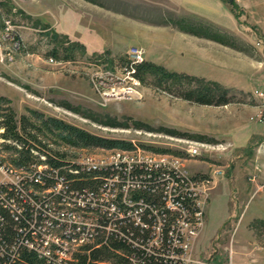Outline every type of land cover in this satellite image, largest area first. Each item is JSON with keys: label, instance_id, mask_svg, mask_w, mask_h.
<instances>
[{"label": "rangeland", "instance_id": "374dc122", "mask_svg": "<svg viewBox=\"0 0 264 264\" xmlns=\"http://www.w3.org/2000/svg\"><path fill=\"white\" fill-rule=\"evenodd\" d=\"M132 45L142 48V62L219 82L229 102L184 98L196 82L158 85L153 75L124 72ZM256 88H264V0H0V96L18 120H30L27 132L39 139L33 148L70 160L126 149L70 145L41 128L36 112L130 142L127 149L184 158L183 167L206 178L199 183L203 222L191 238L195 264H264V121ZM0 144L1 183L17 177L7 166L20 152ZM192 146L200 153L190 155Z\"/></svg>", "mask_w": 264, "mask_h": 264}, {"label": "built area", "instance_id": "2783aa9c", "mask_svg": "<svg viewBox=\"0 0 264 264\" xmlns=\"http://www.w3.org/2000/svg\"><path fill=\"white\" fill-rule=\"evenodd\" d=\"M5 25L13 27L12 20L6 19ZM143 59L142 48L132 45L122 69L135 77V65ZM254 96L258 117L264 121V88H256ZM136 149H121L110 158L69 160L59 167L37 152L27 168L8 162L7 170L18 175L0 183V205L28 221L20 227L22 243L51 264H72L81 248L110 245L113 240L128 246L115 249L124 257L123 264H195L191 238L203 222L199 183L206 178L189 172L178 155ZM186 150L200 153L198 147ZM62 168L78 177L67 179ZM86 178L92 186L70 187L73 180ZM48 180L53 183L46 185ZM28 181H38L42 188L30 184L26 190Z\"/></svg>", "mask_w": 264, "mask_h": 264}, {"label": "trees", "instance_id": "16d2710c", "mask_svg": "<svg viewBox=\"0 0 264 264\" xmlns=\"http://www.w3.org/2000/svg\"><path fill=\"white\" fill-rule=\"evenodd\" d=\"M181 29L190 32L193 31L184 26H181ZM53 33L57 35L55 30ZM66 49H68V46H66ZM53 54H57V51L54 50ZM148 74L155 76L158 85L166 81L172 82L173 84L183 83L184 80H187L189 83L196 82L197 84L195 86L182 92V96L186 99L196 100L197 102L205 104H227L229 102V89L217 81H208L198 76L171 71L162 65L148 61L135 65L134 75L145 80ZM8 102L7 98L0 96V130L3 129V132H1L3 138L2 143L5 144L10 139L15 141L17 145L5 144L4 147L14 148L20 152L19 158H15L13 164L17 168H27L37 158L36 152L46 154L47 161L55 167L69 164L70 159L66 158L65 155L54 154L44 148H39L40 150L33 148L36 147L34 146V141L39 142V139L36 135L27 132V125L30 124V120L28 121L26 116H22L18 120L14 110L10 106H7ZM34 114L41 122V128H45L51 133L58 135L61 140L70 145L86 148L121 147L127 149L132 147L130 142L91 133L81 127L67 123L62 119L44 116L41 113L36 114V112ZM31 124L33 127H36L33 123ZM28 135L31 138L27 137ZM42 145L45 146L46 144ZM61 173L67 179L78 177L71 174L67 168H62ZM83 176H87L86 173ZM52 183L48 180L46 185ZM30 184L42 188V186H39L38 181H28L24 184V188L27 190ZM92 185L93 181H90L89 178L73 180L70 183V187H78L80 189ZM15 194V191L11 192V195ZM27 223L28 221L26 219L22 217L16 218L8 208L0 205V264H51L46 259L39 257L34 250H29L22 243L23 233L20 232V227L27 226ZM117 248H128V246L122 241L113 240L110 245L81 248L75 253L72 264H123L125 259L115 252Z\"/></svg>", "mask_w": 264, "mask_h": 264}, {"label": "crops", "instance_id": "0c3cea01", "mask_svg": "<svg viewBox=\"0 0 264 264\" xmlns=\"http://www.w3.org/2000/svg\"><path fill=\"white\" fill-rule=\"evenodd\" d=\"M182 1H184V0H182ZM200 10H201V9H200ZM62 16H63V15H60V16H58V18H59V17L61 18ZM56 18H57V17H56Z\"/></svg>", "mask_w": 264, "mask_h": 264}, {"label": "water", "instance_id": "95a60500", "mask_svg": "<svg viewBox=\"0 0 264 264\" xmlns=\"http://www.w3.org/2000/svg\"><path fill=\"white\" fill-rule=\"evenodd\" d=\"M230 1H233V0H230Z\"/></svg>", "mask_w": 264, "mask_h": 264}]
</instances>
